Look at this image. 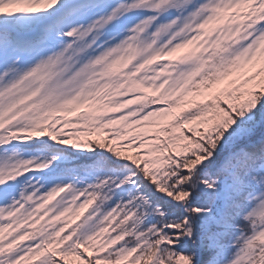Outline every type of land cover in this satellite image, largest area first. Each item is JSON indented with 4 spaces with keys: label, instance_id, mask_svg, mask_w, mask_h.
<instances>
[{
    "label": "snow or ice",
    "instance_id": "6c2138e0",
    "mask_svg": "<svg viewBox=\"0 0 264 264\" xmlns=\"http://www.w3.org/2000/svg\"><path fill=\"white\" fill-rule=\"evenodd\" d=\"M0 264H264V0H0Z\"/></svg>",
    "mask_w": 264,
    "mask_h": 264
}]
</instances>
